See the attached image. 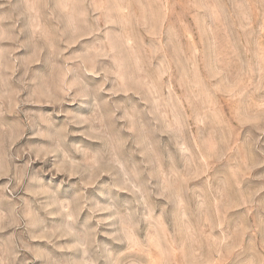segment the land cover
<instances>
[{
  "label": "rangeland",
  "instance_id": "obj_1",
  "mask_svg": "<svg viewBox=\"0 0 264 264\" xmlns=\"http://www.w3.org/2000/svg\"><path fill=\"white\" fill-rule=\"evenodd\" d=\"M0 264H264V0H0Z\"/></svg>",
  "mask_w": 264,
  "mask_h": 264
}]
</instances>
